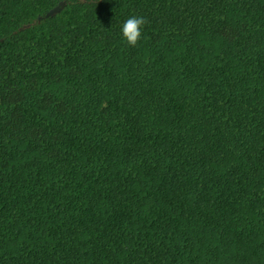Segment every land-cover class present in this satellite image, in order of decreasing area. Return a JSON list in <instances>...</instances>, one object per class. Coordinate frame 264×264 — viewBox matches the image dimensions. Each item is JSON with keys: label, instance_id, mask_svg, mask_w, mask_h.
Instances as JSON below:
<instances>
[{"label": "trees", "instance_id": "16d2710c", "mask_svg": "<svg viewBox=\"0 0 264 264\" xmlns=\"http://www.w3.org/2000/svg\"><path fill=\"white\" fill-rule=\"evenodd\" d=\"M0 264H264V0H0Z\"/></svg>", "mask_w": 264, "mask_h": 264}, {"label": "clouds", "instance_id": "9594fccd", "mask_svg": "<svg viewBox=\"0 0 264 264\" xmlns=\"http://www.w3.org/2000/svg\"><path fill=\"white\" fill-rule=\"evenodd\" d=\"M145 23V18L138 15H131L121 23L119 31L127 45L135 47L142 39L141 29Z\"/></svg>", "mask_w": 264, "mask_h": 264}]
</instances>
